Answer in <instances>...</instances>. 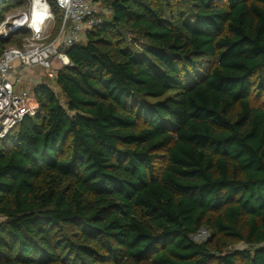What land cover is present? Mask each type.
<instances>
[{
    "label": "trees",
    "instance_id": "16d2710c",
    "mask_svg": "<svg viewBox=\"0 0 264 264\" xmlns=\"http://www.w3.org/2000/svg\"><path fill=\"white\" fill-rule=\"evenodd\" d=\"M96 1L0 139V264H264V0Z\"/></svg>",
    "mask_w": 264,
    "mask_h": 264
},
{
    "label": "built area",
    "instance_id": "2783aa9c",
    "mask_svg": "<svg viewBox=\"0 0 264 264\" xmlns=\"http://www.w3.org/2000/svg\"><path fill=\"white\" fill-rule=\"evenodd\" d=\"M54 3L60 12V18L57 33L51 40H45L42 28L35 30L30 25L31 9L0 23V36H5L12 30V34L20 30L29 31L17 45L0 47V139L24 117L35 115L38 109L33 93L14 90V85L20 82L22 74L16 73L15 65L20 66L22 71L37 66L44 71V76L55 79L58 70L68 62L63 49L82 42L86 33L102 21L99 14L100 3L96 0H54ZM47 9L49 13L48 6ZM103 13L107 15L109 10L104 9ZM55 62L59 65L57 68ZM208 236V230L202 228L192 234L191 238L199 241Z\"/></svg>",
    "mask_w": 264,
    "mask_h": 264
},
{
    "label": "rangeland",
    "instance_id": "374dc122",
    "mask_svg": "<svg viewBox=\"0 0 264 264\" xmlns=\"http://www.w3.org/2000/svg\"><path fill=\"white\" fill-rule=\"evenodd\" d=\"M32 2H33V0H2L1 4H0V17H2L1 22L6 20L7 18H11V16H15V15L19 16L20 14H22L24 12H29V10L31 9V6H32ZM46 3H47V6L49 8V13L47 14L48 18L45 20V23L42 25L41 28L43 30L44 36H46L45 40L48 41V40L53 39V37L57 33L58 23H59V18H60V12L54 3V0H46ZM104 9H107L105 7V5L103 3H102V5L99 4L100 16L103 19H108L109 18L108 16L102 15V14H104L103 13ZM27 34H29L28 30H20L19 32H15L9 38L10 42L9 43L4 42V44L7 43V45H17L20 42L21 38H23ZM124 35H125V38L127 41H131L133 39V35H130V34H127V35L124 34ZM84 40H85V37L82 40V42ZM68 64H69V61L67 62L66 65H68ZM54 65L59 66L58 64H54ZM31 68H34V67H31ZM35 68L36 69H34V71L36 72V74H39L40 72L42 74V77L40 80L41 83H45V84L49 85L51 87V89L57 94V96L63 101V96L60 93V90L55 83V79L54 78L50 79V78L44 76V72L41 68H39L37 66H35ZM25 71H27V69L22 71L21 80H20V82L17 83L18 88L20 87V89H22L21 91H27L28 93L32 94L33 89L37 84H36V81H33L31 83V85L26 84L30 78H28L26 75L23 74V72H25ZM17 92H19V91H17ZM262 99H263V97L260 96L259 100H262ZM3 144L5 147L11 146V138L4 140ZM245 247H248V246L245 245L243 242H233L232 244H230L226 248H224V250L227 251V250H235L236 249L237 251H240V250L244 249Z\"/></svg>",
    "mask_w": 264,
    "mask_h": 264
},
{
    "label": "bare ground",
    "instance_id": "6f19581e",
    "mask_svg": "<svg viewBox=\"0 0 264 264\" xmlns=\"http://www.w3.org/2000/svg\"><path fill=\"white\" fill-rule=\"evenodd\" d=\"M32 4L30 25L39 30L47 18L48 9L45 0H33Z\"/></svg>",
    "mask_w": 264,
    "mask_h": 264
},
{
    "label": "crops",
    "instance_id": "0c3cea01",
    "mask_svg": "<svg viewBox=\"0 0 264 264\" xmlns=\"http://www.w3.org/2000/svg\"><path fill=\"white\" fill-rule=\"evenodd\" d=\"M3 43V42H2ZM7 45V44H6ZM55 64H58V62H55ZM58 66H56L57 68ZM34 69H36L35 67L34 68H30V69H27V71L23 72L24 75H26L28 78H30L26 84H30L33 82V81H36V84L38 85L39 83H41V77H42V74L41 72L39 74H36V72L34 71ZM15 71L16 73H22V70H20V66L18 65H15ZM44 72V71H43ZM23 76V75H22ZM25 84V83H24ZM14 90L15 91H21L22 89H20V87L18 88V84H15L14 85Z\"/></svg>",
    "mask_w": 264,
    "mask_h": 264
},
{
    "label": "water",
    "instance_id": "95a60500",
    "mask_svg": "<svg viewBox=\"0 0 264 264\" xmlns=\"http://www.w3.org/2000/svg\"><path fill=\"white\" fill-rule=\"evenodd\" d=\"M14 30L10 31L9 34L5 35V36H0V41L1 42H8L9 38L11 37V34L13 33Z\"/></svg>",
    "mask_w": 264,
    "mask_h": 264
}]
</instances>
